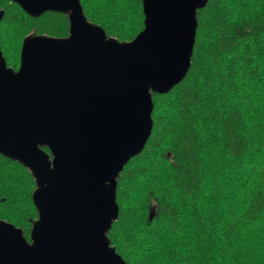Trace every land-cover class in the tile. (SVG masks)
I'll use <instances>...</instances> for the list:
<instances>
[{
	"label": "trees",
	"instance_id": "trees-1",
	"mask_svg": "<svg viewBox=\"0 0 264 264\" xmlns=\"http://www.w3.org/2000/svg\"><path fill=\"white\" fill-rule=\"evenodd\" d=\"M80 1L121 42L144 28L143 0ZM0 12L14 69L27 35L70 33L64 12L32 17L14 0H0ZM197 17L190 70L154 92L152 133L118 177L108 238L127 264H264V0H208ZM36 187L30 169L0 153V218L28 239Z\"/></svg>",
	"mask_w": 264,
	"mask_h": 264
},
{
	"label": "water",
	"instance_id": "water-1",
	"mask_svg": "<svg viewBox=\"0 0 264 264\" xmlns=\"http://www.w3.org/2000/svg\"><path fill=\"white\" fill-rule=\"evenodd\" d=\"M14 1L67 13L70 33L27 35L18 70L0 47V153L33 173L38 210L30 239L0 218V264H127L108 238L118 177L152 133L154 92L188 74L208 0H143L144 28L123 42L80 0Z\"/></svg>",
	"mask_w": 264,
	"mask_h": 264
},
{
	"label": "rangeland",
	"instance_id": "rangeland-1",
	"mask_svg": "<svg viewBox=\"0 0 264 264\" xmlns=\"http://www.w3.org/2000/svg\"><path fill=\"white\" fill-rule=\"evenodd\" d=\"M13 60H14V59H13ZM18 61H19V60H17V61L14 60L13 62H16V63H17ZM12 68H13V67H12ZM15 70H18V69H15Z\"/></svg>",
	"mask_w": 264,
	"mask_h": 264
}]
</instances>
